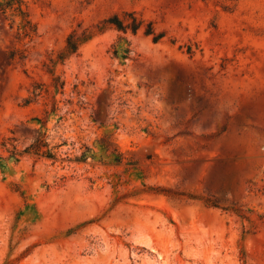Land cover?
<instances>
[{
	"label": "rangeland",
	"instance_id": "1",
	"mask_svg": "<svg viewBox=\"0 0 264 264\" xmlns=\"http://www.w3.org/2000/svg\"><path fill=\"white\" fill-rule=\"evenodd\" d=\"M0 264H264V0H0Z\"/></svg>",
	"mask_w": 264,
	"mask_h": 264
},
{
	"label": "trees",
	"instance_id": "2",
	"mask_svg": "<svg viewBox=\"0 0 264 264\" xmlns=\"http://www.w3.org/2000/svg\"><path fill=\"white\" fill-rule=\"evenodd\" d=\"M130 16V15H129ZM112 20V21H111ZM132 22L130 24L123 25L121 22L118 23L116 21V18H112L109 20L111 24H114L117 30L125 32L127 29H129L133 34L137 31L140 25V21H137L133 17H131ZM145 34H151V31H145ZM159 38V36H154L153 41H156ZM66 52L68 55L75 54L77 49H78V40L73 39V35H69L67 40H66ZM38 141V140H37ZM42 146L43 140H42ZM35 148V147H34ZM42 155L48 157V158H53V155L50 152H42ZM82 160H84L86 157L82 155Z\"/></svg>",
	"mask_w": 264,
	"mask_h": 264
}]
</instances>
